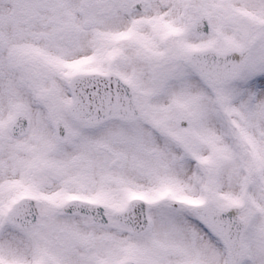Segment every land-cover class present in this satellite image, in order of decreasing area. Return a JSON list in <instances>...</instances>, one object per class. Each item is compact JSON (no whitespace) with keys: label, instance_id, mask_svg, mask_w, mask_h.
<instances>
[{"label":"snow or ice","instance_id":"obj_1","mask_svg":"<svg viewBox=\"0 0 264 264\" xmlns=\"http://www.w3.org/2000/svg\"><path fill=\"white\" fill-rule=\"evenodd\" d=\"M0 264H264V0H0Z\"/></svg>","mask_w":264,"mask_h":264}]
</instances>
